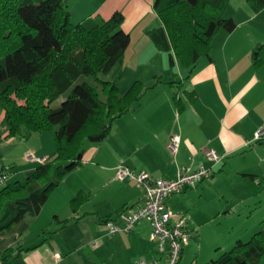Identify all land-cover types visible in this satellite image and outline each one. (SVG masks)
<instances>
[{
    "label": "crops",
    "instance_id": "0c3cea01",
    "mask_svg": "<svg viewBox=\"0 0 264 264\" xmlns=\"http://www.w3.org/2000/svg\"><path fill=\"white\" fill-rule=\"evenodd\" d=\"M65 1L73 23L87 18L101 21L115 11L122 13L121 28L129 34L130 42L120 65L119 81L130 75L123 92L135 80L148 89L127 113L113 120L103 141L85 145L83 164L65 175L37 215H26L10 230L0 231V250L16 240L24 242L21 256L10 264L20 260L24 264H51L54 252L61 255L59 264H134L139 258L159 257L151 237L152 226L146 219L136 221L128 232L106 231L104 219L111 217L123 223L144 195L136 182L117 178L115 168L124 163L153 178H173L180 166L211 165L205 151L212 148L224 157L211 165L208 178L190 187L191 193L202 196L212 188L223 189L222 177L230 173L264 184V64L255 65L253 55L254 48L264 43V8L252 12L245 0H237L231 8L230 0L224 15L232 16L237 26L230 32L219 30L210 56L202 57L187 74L171 49H159L149 37L151 29L162 25L154 9L155 0ZM173 82H181L180 110L175 105ZM2 115L0 111L1 120ZM173 133L181 136L176 154L168 149ZM54 154L49 149V153L30 161L38 165ZM81 190L90 196L73 211L70 200ZM186 190L165 200L174 214L172 220L184 216L177 210L184 206ZM252 199L240 201L242 211L250 209ZM238 215L241 221L231 227L228 243H218L217 248L246 241L264 225V209L255 219L253 213ZM64 220L69 222L62 225ZM50 222L52 229L42 233ZM187 226L193 236L196 229L188 222ZM183 258L184 247L179 264ZM256 264H264V257Z\"/></svg>",
    "mask_w": 264,
    "mask_h": 264
},
{
    "label": "trees",
    "instance_id": "16d2710c",
    "mask_svg": "<svg viewBox=\"0 0 264 264\" xmlns=\"http://www.w3.org/2000/svg\"><path fill=\"white\" fill-rule=\"evenodd\" d=\"M229 1L155 0L162 25L151 29L149 37L159 49H171L190 74L202 57L210 56L214 35L237 26L232 16L224 15ZM245 1L252 12L264 8V0ZM122 20V13L115 11L105 20L73 23L65 0H0V111L6 136L51 130L55 143L54 156L36 165L24 180L0 186V231L10 230L26 215H37L65 175L83 164L85 145L103 141L113 120L148 89L139 80L125 92L120 89V65L130 42ZM253 55L255 65L264 64V43ZM109 73L112 79L99 76ZM180 83H171L178 110L183 107ZM62 94L66 98L52 107ZM89 196L78 191L70 200L72 210ZM52 227L50 222L42 233ZM23 244L16 240L0 250V264L19 258ZM263 257L264 225L204 264H256Z\"/></svg>",
    "mask_w": 264,
    "mask_h": 264
},
{
    "label": "rangeland",
    "instance_id": "374dc122",
    "mask_svg": "<svg viewBox=\"0 0 264 264\" xmlns=\"http://www.w3.org/2000/svg\"><path fill=\"white\" fill-rule=\"evenodd\" d=\"M235 2L237 0L230 1L231 8L234 7ZM214 36L217 40V35ZM99 76L103 79H112L111 73L99 74ZM129 77L130 75L118 80L122 92L129 83ZM66 96L67 94L59 96L52 102V107H58ZM1 122L0 119V170L11 168L8 181L24 180L30 169L37 165L36 161L27 158L29 153H34L38 159L49 153V149L55 151L53 133L51 130H45L41 133L27 134L22 130L15 136L7 137V129H4V124L2 125ZM220 185L224 188L218 191L212 188L202 196L191 193L192 188L184 192L187 193L183 199L184 206L177 211L187 218V222L196 229V232L183 243L182 264H204L211 259L219 258L230 248H217L218 243L221 245L228 243L232 233L231 227L241 221L238 213L244 214L243 216L253 213L255 219L264 209V184L250 179L243 180L242 177L230 173L222 177ZM97 192H101V188H98ZM251 197L253 199L250 202V209L242 211L240 201ZM14 264H24V262L20 260Z\"/></svg>",
    "mask_w": 264,
    "mask_h": 264
},
{
    "label": "built area",
    "instance_id": "2783aa9c",
    "mask_svg": "<svg viewBox=\"0 0 264 264\" xmlns=\"http://www.w3.org/2000/svg\"><path fill=\"white\" fill-rule=\"evenodd\" d=\"M257 136L260 132L256 133ZM181 143L179 133H173L168 142V149L172 154L178 152ZM224 155L218 154L214 149L205 151V158L214 165L223 159ZM29 160H35L33 153L27 155ZM41 161V160H40ZM211 165L199 164L198 166H180L173 178H153L146 171H134L124 163L116 166V176L120 180L128 179L136 182L143 189L142 201L130 210L125 221L120 223L114 219H106L103 224L108 234L119 231L128 232L138 220L146 219L152 226L151 237L155 239L159 257L153 259H137L134 264H179L183 243L192 236V230L187 226L186 218L174 216L166 204V198L195 186L198 182L211 175ZM11 168L0 170V186L5 184L10 176ZM96 245V243H94ZM53 262L59 264L61 255L53 253Z\"/></svg>",
    "mask_w": 264,
    "mask_h": 264
}]
</instances>
